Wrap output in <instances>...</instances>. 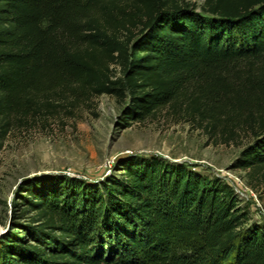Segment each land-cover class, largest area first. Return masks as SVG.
Wrapping results in <instances>:
<instances>
[{"label": "trees", "instance_id": "trees-1", "mask_svg": "<svg viewBox=\"0 0 264 264\" xmlns=\"http://www.w3.org/2000/svg\"><path fill=\"white\" fill-rule=\"evenodd\" d=\"M102 95L126 126L164 110L225 143L264 186V0H0V149ZM100 182L27 178L0 264H264V226L232 187L163 158Z\"/></svg>", "mask_w": 264, "mask_h": 264}, {"label": "rangeland", "instance_id": "rangeland-1", "mask_svg": "<svg viewBox=\"0 0 264 264\" xmlns=\"http://www.w3.org/2000/svg\"><path fill=\"white\" fill-rule=\"evenodd\" d=\"M206 0L196 3L197 11ZM124 103L102 95L73 118L51 120L11 132L0 149V236L18 204L19 184L27 178H81L100 182L111 175L120 160L163 158L186 170L230 185L240 204L249 207L253 222L264 226V186L255 184L249 170L236 164L252 142L250 132L237 130L224 141L190 117L164 110L156 118L126 126ZM18 203V202H17Z\"/></svg>", "mask_w": 264, "mask_h": 264}]
</instances>
